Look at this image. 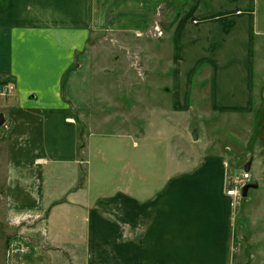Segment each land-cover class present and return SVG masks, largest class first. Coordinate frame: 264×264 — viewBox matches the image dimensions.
I'll return each mask as SVG.
<instances>
[{
  "label": "crops",
  "instance_id": "crops-1",
  "mask_svg": "<svg viewBox=\"0 0 264 264\" xmlns=\"http://www.w3.org/2000/svg\"><path fill=\"white\" fill-rule=\"evenodd\" d=\"M164 12L170 21L161 26ZM157 26L174 47L166 94L172 92L175 108L190 106L194 79L205 69L213 107H250L264 0H0V82L13 87L0 95V203L7 221L21 226L18 242H30L38 261L250 264L254 253H264V230L248 229L227 195L235 160L229 165L219 155L189 170L141 166L140 154L155 157V138L165 140L164 133L156 137L155 119L147 118L142 135L129 120L120 125L130 123V133L117 124L108 134L100 124L102 100L124 102L95 82V37L102 35L104 45L108 33ZM92 159L105 164L91 166Z\"/></svg>",
  "mask_w": 264,
  "mask_h": 264
},
{
  "label": "rangeland",
  "instance_id": "rangeland-1",
  "mask_svg": "<svg viewBox=\"0 0 264 264\" xmlns=\"http://www.w3.org/2000/svg\"><path fill=\"white\" fill-rule=\"evenodd\" d=\"M162 15L165 16V20ZM162 15L161 26L163 22L170 21L168 13L164 12ZM160 30L164 36L159 35L154 28L147 32L140 31L134 35L122 34L121 37L108 33V40L104 45L102 40L100 41L102 35L94 36L91 54L96 59L92 62L95 82L101 86L105 84L104 87H113L111 95L107 96L115 98V102H124V104L116 102L117 107H115L109 102L101 101L100 107H103L101 111L104 113L100 117L105 116L104 120L100 122L101 126H106L108 134L113 133V126L116 128L117 124L118 128L123 130L122 132L130 133L133 127H130V123L120 125L121 122L129 120L134 123L133 128L137 126L140 135H142L147 131V118L153 117L156 123V137L158 134L164 133L165 140L155 138V142L151 146L155 157L148 158L140 154L141 166L173 168L185 166L189 170L192 167L201 166L210 157L223 155L229 165V160L236 161V165H233L231 161L232 167L229 169L228 177L231 183H233L235 175L240 177L242 170L246 167L251 168L248 184L253 187L248 191L247 197L240 200L242 204L237 205L236 211L239 212V215L244 216L246 219L244 225H247L248 229L264 230V30L256 35L255 40L253 71L250 78L253 92L250 107L246 109L242 107L224 108L223 105H220V108L213 107L210 74L205 69L202 71L204 77L200 76L194 79L191 103L184 110L173 106L172 92L170 95L166 94L167 90L172 88L170 73L172 72L171 59L174 47L168 33L163 31L164 28ZM130 42L133 44L124 45V43ZM103 56L106 57L105 61L101 60L105 58H100ZM99 58L101 61L98 60ZM101 69L103 72H99ZM118 75L124 79L119 81ZM127 75H129L128 78L131 77L132 81L130 78L128 82L125 80ZM151 86L156 92L154 102L151 100L152 95L148 91L146 92V90L152 91ZM102 88H97L96 92H102L100 90ZM121 89L122 94L119 92ZM131 89L133 94L129 93ZM225 95L228 96L226 98L228 100L232 93L229 92ZM130 97L133 100L138 99V103H134L131 105L132 107L128 105ZM123 98L128 100L125 101ZM1 99L0 97V105ZM233 103L230 100L226 105L229 106ZM148 107L153 108L152 112L148 111ZM256 115H259L260 119L257 120ZM163 120L165 123L168 121L170 125L162 126ZM5 132L6 129L2 127L0 140H4ZM85 133L86 130L81 136V149L86 144ZM168 135L170 140H168ZM195 135L198 137L197 141L193 140ZM255 137L257 139L254 141ZM141 151L143 149L140 147ZM92 160L91 166L95 163L105 164L100 159ZM237 170L240 171L239 174H237ZM6 218L5 207L0 203V264H46L45 261H38L36 258L40 255L39 252L35 257L36 252L30 242L25 241L26 245L22 244L23 241H17L23 235L20 234L21 226H15ZM238 229L241 228L237 227L236 230ZM11 248L18 249V252L13 253L9 259L8 250ZM261 248L264 251V244ZM250 264H264V253H254Z\"/></svg>",
  "mask_w": 264,
  "mask_h": 264
},
{
  "label": "built area",
  "instance_id": "built-area-1",
  "mask_svg": "<svg viewBox=\"0 0 264 264\" xmlns=\"http://www.w3.org/2000/svg\"><path fill=\"white\" fill-rule=\"evenodd\" d=\"M155 1V0H154ZM161 34V32H159ZM13 88L10 87V90H12ZM6 88L0 89V94L1 95H6ZM250 179V174L249 173H244L240 178H235L233 186L231 189H229L227 191V195L231 198H233L234 200V204H238L240 199H241V193H242V189L244 187V185L246 184V182H248ZM18 252V249L16 248H11L9 250V255L11 256L13 253Z\"/></svg>",
  "mask_w": 264,
  "mask_h": 264
},
{
  "label": "water",
  "instance_id": "water-1",
  "mask_svg": "<svg viewBox=\"0 0 264 264\" xmlns=\"http://www.w3.org/2000/svg\"><path fill=\"white\" fill-rule=\"evenodd\" d=\"M5 122H6V120H5L4 115H3V114H0V129L4 126ZM197 139H198V137H197V135H195V136L193 137V140H194V141H197ZM247 170H248V168H247ZM252 187H253V185H247V186L244 187V189H243V197H244V198L247 197V195H248V191H249V189H251Z\"/></svg>",
  "mask_w": 264,
  "mask_h": 264
},
{
  "label": "trees",
  "instance_id": "trees-1",
  "mask_svg": "<svg viewBox=\"0 0 264 264\" xmlns=\"http://www.w3.org/2000/svg\"><path fill=\"white\" fill-rule=\"evenodd\" d=\"M6 84H8V82L7 81H2V83L0 82V86H3V85H6ZM258 113V112H257ZM260 116L259 115H256V119L258 120V119H260L259 118ZM257 130V129H256ZM257 139V137H255L254 138V141ZM251 147V146H250Z\"/></svg>",
  "mask_w": 264,
  "mask_h": 264
}]
</instances>
